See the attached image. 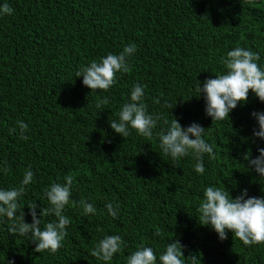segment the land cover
<instances>
[{"label": "trees", "instance_id": "obj_1", "mask_svg": "<svg viewBox=\"0 0 264 264\" xmlns=\"http://www.w3.org/2000/svg\"><path fill=\"white\" fill-rule=\"evenodd\" d=\"M5 3L13 12L0 14V190L19 186L31 168L33 181L18 198L29 224L28 205L37 204L39 218L41 208L51 209L46 191L69 175L75 204L64 209L71 223L55 254L35 252L31 237L9 234L13 221L0 216V264H127L141 244L159 258L174 239L201 264H264V244L245 246L231 231L221 241L198 219L207 187L233 198L244 189L264 197V178L244 159L264 148L253 136L259 129L251 115L264 112V102L250 90L229 119L213 121L196 90L198 81L202 87L226 73L223 61L236 47L258 53L264 68V0H0ZM132 43L131 70L117 73L109 90L91 91L76 77L91 61ZM137 84L146 111L159 117L151 139L131 128L124 138L110 127ZM173 119L205 128L214 158L203 154V174L194 170V154L174 160L160 148L159 136ZM18 121L28 125L26 140ZM82 200L96 212L85 215ZM107 203L119 205L116 218ZM54 220L49 212L41 229ZM109 235H119L123 245L105 262L91 251Z\"/></svg>", "mask_w": 264, "mask_h": 264}, {"label": "clouds", "instance_id": "obj_2", "mask_svg": "<svg viewBox=\"0 0 264 264\" xmlns=\"http://www.w3.org/2000/svg\"><path fill=\"white\" fill-rule=\"evenodd\" d=\"M13 9L5 3L0 6V14L11 15ZM136 51L134 43L126 46L119 54L109 53L101 58L100 62L91 61L89 66L82 67L76 72V77H83V85L91 91H107L116 83L117 73H127L131 70L128 58ZM260 59L258 53L251 50L236 47L228 51L223 63L227 69L226 73L216 76L214 79H206L201 87L198 81L196 90L199 96L203 94L206 102L205 113L213 121L229 119V113L238 104H244L248 100L249 91L255 94L261 102H264V68H261L257 61ZM144 88L139 84L131 90L130 101L120 109L119 120L110 122V127L124 138L130 135L129 129H134L139 135L151 139L153 129L156 127L159 117H153L146 111L143 103ZM100 103H109L105 97ZM100 104H98V107ZM171 108L170 105H166ZM252 117L258 122V129L253 130V136L264 140V112H252ZM20 138L28 139L25 133L28 125L23 121L17 122ZM16 128L10 132H16ZM205 128L198 123H192L187 128L182 127L177 119H173L167 132L159 136L160 148L163 153L170 155L174 160L184 157L189 153L194 154L197 159L195 171L203 174V154L207 153L214 158L213 147L203 138ZM194 137V138H191ZM259 155L251 158V152H247L244 159L248 167L264 178V148H258ZM34 173L31 168L24 173L21 184L10 190H0V216H6L13 221L8 228L11 235L30 236L35 243V252L48 251L55 254L63 246L62 242L67 236L66 228L71 220L63 214L67 205L75 204L71 200V188L73 185L72 176H67L66 183H53L50 190L46 191L47 199L51 209L41 208L39 218L37 204L28 205L32 223L24 220L23 209H20L18 198L25 191L26 185L33 181ZM85 215L94 214L96 209L93 204L80 201ZM108 214L113 218L118 216L119 205L107 203L105 205ZM200 216L199 223L210 226L221 241L227 239V232L231 231L233 237L242 241L243 245L251 246L264 244V197L248 196L247 189L241 191L240 195L233 198L230 192L210 186L204 191V199L198 209ZM20 215V222L16 223L17 213ZM53 213L56 220L45 224L41 229L42 217ZM156 235H161L156 231ZM123 241L119 235H109L101 239L91 251V255L99 260L111 261L114 254L120 252ZM184 245L179 239H174L167 246L165 251L159 255L155 254L151 247L141 244L138 249L132 252L127 258V264H201L197 255L190 254L187 257L183 254ZM7 264H15L14 260H7Z\"/></svg>", "mask_w": 264, "mask_h": 264}]
</instances>
